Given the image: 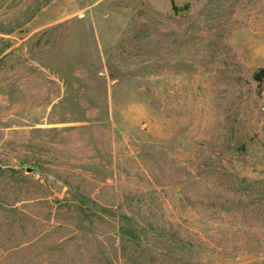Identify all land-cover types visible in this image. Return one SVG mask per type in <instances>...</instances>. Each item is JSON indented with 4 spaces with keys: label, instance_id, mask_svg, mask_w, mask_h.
Masks as SVG:
<instances>
[{
    "label": "rangeland",
    "instance_id": "374dc122",
    "mask_svg": "<svg viewBox=\"0 0 264 264\" xmlns=\"http://www.w3.org/2000/svg\"><path fill=\"white\" fill-rule=\"evenodd\" d=\"M0 264H264V0H0Z\"/></svg>",
    "mask_w": 264,
    "mask_h": 264
},
{
    "label": "trees",
    "instance_id": "16d2710c",
    "mask_svg": "<svg viewBox=\"0 0 264 264\" xmlns=\"http://www.w3.org/2000/svg\"><path fill=\"white\" fill-rule=\"evenodd\" d=\"M254 77H255V79H256V80H260V79H259V75H258V74H255V76H254Z\"/></svg>",
    "mask_w": 264,
    "mask_h": 264
}]
</instances>
